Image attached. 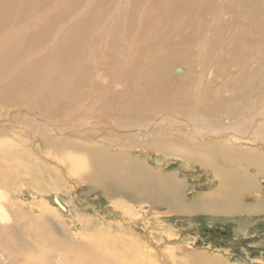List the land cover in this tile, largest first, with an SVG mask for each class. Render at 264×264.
I'll use <instances>...</instances> for the list:
<instances>
[{"label": "rangeland", "instance_id": "374dc122", "mask_svg": "<svg viewBox=\"0 0 264 264\" xmlns=\"http://www.w3.org/2000/svg\"><path fill=\"white\" fill-rule=\"evenodd\" d=\"M28 1L30 2L23 8L22 0H18L15 5L11 0L7 3V7L13 8L14 13L20 17L0 29L1 47L7 43L10 27H20L18 31L23 33V38L25 34L31 35L40 31L41 26H45L49 19L60 20L55 27L57 29L61 25L62 29L68 26L72 29L74 26L87 23L98 5L109 6L117 3L120 9L125 0ZM130 1L124 4L126 9L131 4ZM152 1L143 0L141 5L135 3L137 7H134L136 9L134 13L136 17L139 16L141 23L139 25L138 22V26L133 30V38L135 39L136 34L142 33L141 37L138 36V40L136 39L137 47L127 46L129 39L124 22L120 31L116 33L112 27L115 19L110 18L108 24H93L97 29L96 31L92 29L88 36V52L81 54L77 51L76 55L72 52L75 57L72 61L83 62L81 66L87 67L84 72L90 71V82L85 88L89 95L83 94L81 88L75 86L74 92H61L65 96L63 100L54 98L56 100L52 99V104H49L43 103L40 98L47 97L43 96L46 95V91L42 89V92L35 93L33 87L31 90L26 88L28 82L34 81L31 74L26 76L25 73L28 69H36L31 66L32 59L34 63L37 60H45L47 53L52 49L50 29L47 36L44 34L45 41L34 44L36 49L33 51L26 50L18 54V61L16 57L10 59L13 56L5 62L0 60V130L4 131L2 133L13 135L14 132L11 131L15 130H11L13 125L8 118L11 120L14 118L16 131L29 138L31 142L19 149L21 148V152L23 148L26 149L35 168L32 165L31 168L28 166L27 170L25 168L21 170L33 174L31 179L36 180V185L30 186L25 180L14 184L12 182L14 190L13 188L10 190L13 198L7 194V190H0L4 192L0 195V264H74L64 260L66 255L64 252L68 251V246H72L70 247L72 252H78L89 243L106 244L108 240H112L111 244H114V240L126 244L124 255L127 257L128 254L130 260L135 257L139 263L148 256L157 264H194L187 262L188 260L171 261L170 255L173 252L183 250L193 258L200 259L202 255L213 259L223 257L226 262L221 264H264V176L257 174L253 167H243L242 173L252 179L253 186L234 195L226 194L227 198L229 196L227 199L224 192H220L223 180L207 163L200 159L190 162V159L185 160L160 150H152L148 144L156 135L172 136L171 130H174L181 136L178 140L189 146L199 147L208 143L223 142L226 143V147L240 148L244 151L255 150L264 156V63L259 58L262 53L259 54L258 60L254 50H251L250 55L247 53L248 47L257 40L263 45L264 53V25H260L258 29L252 24L256 17V2L168 0L170 9L168 8L166 18L163 16L166 21L163 20L161 25L157 24L156 29L144 30L143 27L136 33L144 25L145 19L147 22L144 26H150L153 19L157 20V16L160 15L158 9L153 10L157 5L153 3L156 0ZM88 3H92L91 8L94 7L92 11L87 10ZM148 3H153L151 9L147 7ZM126 9L124 11L121 9V17H124ZM176 13L178 16L184 15L183 19L178 21L177 27L174 26L178 19ZM148 30L156 32L153 34ZM46 31L48 30L45 29L44 33ZM67 43L69 44L68 40ZM81 44H78L83 47L80 50L84 51L85 46ZM162 57L169 64L172 76L180 77V80L190 79L188 88H179L170 93L174 103L169 107L178 112L170 114L149 111L150 108L147 107L151 106V103L148 101L149 95L145 94L143 107L134 108L140 113L131 112L134 109L128 107L130 100L127 95H142V88L135 89L124 81L121 74H126L125 68L116 69L114 63L127 60L130 65L140 60L142 66L148 68L151 67L148 65L157 61L159 67ZM115 70L119 71L120 77L116 78L111 74ZM74 72L79 73L76 70ZM76 76L73 73L74 80ZM25 91L30 94L26 99ZM121 96L123 100H120ZM244 96L248 100H244ZM255 96H260V102L253 99L251 105L248 104ZM221 97L225 100L223 103L218 100ZM117 101H125V107H118ZM231 102L238 103L240 108L229 106ZM46 104H49L48 107L43 106ZM24 110L46 122L34 121L41 123L34 126L31 122L33 120L27 116L24 117L29 119L28 122L24 121L25 119L21 118V115L25 114ZM255 115L257 117L253 122H249L250 117ZM47 122L50 124L46 126ZM170 124L173 129L168 128ZM43 125L51 130L54 138L68 141L58 142L61 147L70 149L75 147L81 151L100 145L106 156L111 155L110 158H115V154L128 156L130 161L142 164L147 171L162 176L163 180L166 179L163 191L149 192V189L146 194L138 195L123 190L124 186L113 184L111 180H103L101 186L93 185L90 178H81L76 168L66 163L60 155L56 152L51 153L53 149L48 147L51 145V139L44 138V141L39 139L37 134L42 129L45 131ZM258 126L262 129L259 130ZM110 137L115 141L110 142ZM117 137L121 139L117 140ZM230 137L232 138L229 139ZM130 138L137 140L130 142ZM170 142L172 143L171 140ZM153 156L160 157V162H155ZM19 157L27 160L24 156ZM180 160L187 161L189 166L195 167L196 170L185 169L178 164ZM23 165L27 166L25 162ZM38 176L40 180H37ZM175 180L179 185L174 182ZM156 186L153 184L151 188ZM234 201L240 211L237 208L236 211L233 210L230 202ZM222 208L226 209V213ZM207 233H218L221 242L222 239L228 240V244L219 246L217 242L208 239ZM140 252H146V256L139 254ZM89 261L93 262V259L90 257ZM195 264L203 263L198 261Z\"/></svg>", "mask_w": 264, "mask_h": 264}, {"label": "bare ground", "instance_id": "6f19581e", "mask_svg": "<svg viewBox=\"0 0 264 264\" xmlns=\"http://www.w3.org/2000/svg\"><path fill=\"white\" fill-rule=\"evenodd\" d=\"M9 1L7 0V2L5 3L4 0L3 1L0 0V29L1 28L2 29L5 28L9 24L10 21H13V20L15 21V20H17L20 17L19 14L14 13L13 8H8L7 7V3ZM11 1H12L13 5H15V3L18 0H11ZM109 1L115 2L116 0H109ZM28 2H30V1L22 0V3H21L22 8L24 7L25 4L27 5ZM127 2H129V0L128 1L125 0L120 9H119L120 6H118L119 4H117V3L109 5V6H104V5L100 4V5H98L95 8V10H94L95 13H91L90 19H89V21H87V23L79 24L77 26H74L72 29L69 26L67 28L65 27L64 29H62L63 28L62 25L59 26L58 29H57L55 27H57V25L60 23V20H56L55 21L54 19H49L44 24L45 26H41L40 31L33 32L31 35L25 34L26 36H25V38H23V33L18 31V30H20V27H17V28H11L10 27L9 28V31H10L9 32V36H7L8 37L7 43L5 45H2V47L0 46V57H1L0 60H3L5 62V61H8V60L13 59L14 57H16V61H18V54H20V53L22 54L23 51L25 52L26 50L33 51L34 49H36V45H34V44L44 42L45 41L44 37L48 35L49 29H50V31H51L50 34L52 36V39H51L52 40L51 41L52 49H50V51L47 53V58L45 60L44 59H42V60L34 59V60L38 61V62L36 61V63H34V61L32 59L33 64H31V66L35 67L36 69H34V68H33V70L32 69H28V70L25 71V73H26V76L28 74H31L33 76V80L34 81L32 80L33 82L29 83L28 81H31V80H27L28 83L26 85V88L28 87V89L31 90L32 87H33L34 90H35V93H37L36 91L42 92L41 91L42 89H43V91H46L45 92L46 95L43 94V96L44 97L47 96V97L46 98L40 97V98L42 99L43 103H48L49 102V104L52 102V99H54V98H57V100H63V96L64 95H62L61 92H63V91L64 92H67V91L68 92L69 91L74 92L76 87L81 88L83 94H87L86 93L87 90L85 88H87V85L90 82V79H89L90 78L89 77L90 71L88 70V72L85 73L84 71H85V69L87 67L81 66L83 64V62H80L78 60H76V61L75 60L72 61V60L75 58V57H73L74 56L73 54L76 55L77 51H78L77 53H81V54H84V53L89 51L88 50L89 47L87 48L88 36H90V33H91L90 31L92 29L95 30V31L97 29V28H95L93 26V24H96V23H99V24L107 23L110 20V18L115 19L113 21L114 26H112V27H114L115 30L117 31L116 33H118L120 31V27H122V24L124 22L125 28H126L125 30H126V33H127V37L129 39L127 46L135 48V47L138 46L137 43H136V39L138 40V36L141 37L142 33H139V32L143 29V27H144V30H147V29H150V28H155L156 29V28H158L157 24L161 25L163 20L166 21L165 19H163V16H164V18H166V14L168 13V8L170 6L169 5L170 1H168V0H164V2H163V0L154 1L153 3L157 4V5H156V8H154L153 10H157L158 9L157 11L160 13V15L157 16V20H155L156 18L153 19L152 24H150V26L149 25L144 26L146 24V22H147V19H145V21H143L144 25L142 24L143 26H141V27L139 26L140 29L138 30V32H136V33H139V34H136V37L134 39L132 32L138 26L137 23L139 22V16L136 17L135 13H134V10H136L135 8L137 7V6H135V3L136 4L140 3V5H141L143 0H131L130 1L131 4L129 5V7L126 5L128 7V9H126L124 4L127 3ZM161 2H163V4ZM252 2L253 3L256 2V9H257L256 10V15H255L256 17L254 19L252 18L253 19L252 20V24H253V26L255 25V28H258V27H261L260 25H262V24L264 25V17L261 16L262 11H264V5L262 6V3L264 4V0H252ZM153 3H151V4L148 3L149 5L147 7L150 8V6ZM91 4L88 3V6L86 7L88 11H92L93 8H94V7L91 8ZM174 5L175 4L172 2V6H174ZM176 5H178V4H176ZM10 6H11V4H10ZM172 6H171V8H172ZM122 8H123V11L126 9L124 17H121V9ZM129 8H130V10H129ZM177 9L178 8H176V10ZM178 12H179V10H178ZM118 13H120V14H118ZM196 13H197V11H196ZM115 14H118V15H115ZM176 15H177L178 19L175 18V19H177V21H175L176 25H174V26L177 27L178 26V21L182 20L184 15L182 14V15L178 16L179 15L178 13H176ZM262 15H264V14H262ZM63 21H65V20L63 19ZM148 22L151 23V21H148ZM140 23L141 22H139L138 24L140 25ZM107 24H106V26H107ZM180 27H181V24L179 25V28ZM54 28H55V30H53ZM45 29L48 30V31H46L44 33ZM239 29H240V31H242L241 28H239ZM4 32H5V30H4ZM148 32L149 33H153V32H156V31L148 30ZM6 34H8V33H6ZM44 34H45V36H44ZM107 35H108V33H107ZM149 36H151V34ZM54 39H55V42H54ZM66 39L69 41V44L67 43ZM79 43L80 44L83 43L84 46L87 49L84 47V51H81L82 50L81 48H83V47L82 46L80 47L78 45ZM138 43H139V41H138ZM62 47H63V49H62ZM251 50L255 51L254 54L256 53L257 60H258L259 54L262 53V56L259 57V58H261L262 62L264 63V53L262 52L263 45H260L258 40L255 41V43H253L252 46L248 47L247 53L249 55L251 53ZM72 52H73V54H72ZM178 52H177V54H178ZM86 55H88V54H86ZM11 56H13V57L10 58ZM89 56H91V55L89 54ZM136 57H137V55H136ZM136 57H135V59H136ZM166 59H167V57H166ZM80 60H82V59H80ZM156 62L154 64L148 65V66H151V67H148V68H146V66H142L140 60H138V61H136L134 63L132 62L130 65H128L127 60H124V61L119 60V61H116L114 63V66H115L116 69L125 68L126 74H123V73L121 74L122 78L125 79L124 81L128 82L130 84V86H133L135 89L136 88H142L141 89V94L142 95H140V94L133 95V96L130 95V94L127 95L129 97V100H130L129 104H128V107L130 106L133 109L134 108L143 107L144 94H145V95H149L148 101L151 103V106L147 107V108H150L149 111H151V112L153 111L154 113H156L158 111L159 112L161 111L160 113H164V112H168V113H170V112H178V111L173 110V109H171L169 107L170 104L174 103V101L171 99V95L172 94H170V93L173 92V90L175 91V90H177L179 88H183V87H187L188 88V86H190V84H189L190 83V79L186 78V79L180 80V77L172 76L171 73L169 72L170 71V66H169V64H167L165 62L164 57H162V59L159 61V67H158V63H156ZM148 64H150V63L148 62ZM80 67L82 69H80ZM75 70L78 71L79 73L77 74L76 72H74ZM73 73L77 75L76 78H75L77 81L74 80V78L72 77ZM111 74L114 77H116V78L120 77V73H119L118 70H115L114 72H111ZM26 76H23V77L25 78ZM129 84H127V85H129ZM196 84H198V83L196 82L195 85ZM199 85H201V84H199ZM18 92H20V91L18 90ZM24 94L26 95V96H24V99H26V97L28 96L29 92L25 91ZM47 94H49V95H47ZM112 94L115 96L114 93H112ZM121 94H123V93H121ZM87 95H89V94H87ZM29 96H30V94H29ZM141 96H143V97H141ZM169 96H170V98H169ZM67 97H69V96H67ZM200 98L201 97L199 96L198 99H200ZM85 99H87V98H85ZM233 99H235V97H233ZM245 99L246 98L244 96V100ZM253 99H255V102L257 100H259L258 102H260V96H257V97L255 96V97H253V98H251L249 100L248 104L250 102L254 101ZM54 100H56V99H54ZM110 100H112L111 97H110ZM120 100H123L122 96H121ZM218 100L222 101V103L225 101L223 97L219 98ZM246 100H248V99H246ZM49 104H46V105H43V106L44 107H46V106L48 107ZM124 104H125V101H122V102L121 101L120 102L117 101L118 107H125ZM250 105H251V103H250ZM229 106H234V107L240 108V105L238 103L237 104H233L231 102V104H229ZM124 109H126V108H124ZM251 110H253V109H251ZM125 111H127V110H125ZM130 111L131 110H129L128 113H130ZM134 111L136 112L137 109H134L131 112H134ZM18 112H21V111L18 110ZM23 112L25 114L21 115V118H23V120H24L25 119L24 116L29 117L30 119L33 120L31 122H32V124L34 126H38V125L41 124V123H37V122H34V121L46 122L44 119H40L38 117H33L30 112H27V110H24ZM223 112H225V111H223ZM53 113H55V112H53ZM137 113H140V111H137ZM146 113L147 112H145V114ZM170 114H168V115H170ZM27 117L24 120L26 122H28V120H29V119H27ZM255 117H257V115L250 117V121L249 122H253V119ZM64 118H65V115H64ZM8 119H10V123L13 125V128L11 130L14 129L15 131H11V132H14V134L10 135V134H6V133H2L4 131L0 130V150H2V153H0V190H2V191L3 190H7L8 191L7 194L12 197L13 196L12 195V191L10 190L12 188L14 190V186L11 185L12 182H13L12 184H14V183L20 182L21 180H25L27 182L28 186H30L31 184L36 185L35 184L36 180L34 181V180L31 179L33 174L31 175L28 172H25L24 170H21V168H25L27 170L28 166L31 168L32 165H34V168H35V164H33L32 160H31V155L28 152H26V149H24V148L22 149L23 154L20 151L22 147H25V144H29L28 142H31V141H29V138L26 135H22V133L16 131L17 129L15 128V125H14V123H16V122L14 121L15 120L14 118H12V120H11V118H8ZM20 121H21V119H20ZM201 121H203V120H201ZM69 122H71V119H69ZM45 124L47 126V124H50V123L47 122ZM158 125L160 126L161 123L158 124ZM43 128L45 129V131L42 129V131L40 133H38L37 136H39V139L40 140L42 139L43 141L46 138L52 140V141L50 140V144L51 145L48 146L49 149H53V152H51V153L56 152L58 155H60L65 160L66 163H68L72 167L76 168L78 173L81 174V178L82 177L83 178H90L92 183H93V185H96V186L100 185L101 186L103 180H111V182L113 181V184H116V185L121 184V185H119L121 187L124 186L123 190H128V191L133 192V193L138 194V195H142L143 193L148 192L149 189H150L149 192H151V191L157 192V190L158 191H163V184L165 183L166 179L163 180V178H161L162 176H160L158 174H152L151 172L147 171L143 167L142 164L130 161V158H128V156H125V155L121 156V154H120V156H117V154H115L116 155L115 158H110L111 155L109 157L106 156L103 153V152H105V150L102 149V147H100V145L97 146L96 148L95 147L94 148H92V147L88 148L87 147L88 149L84 148L81 151L76 149L75 147L73 149H70L69 147L65 148V146L61 147L60 143H63V141H67V140H63L62 141L59 138L56 139L50 133L51 130H48L45 127V125H43ZM168 128L173 129L172 124L168 125ZM258 128H259V130L262 129L261 126H258ZM171 131H173V134L171 132L172 136H167L168 134H166V136H165L163 134L162 136H157L156 135L154 138H151L150 142L148 143L150 145L149 146L150 149H152V150H160V151H163V152L168 153L170 155H174V156H178V157L184 158L185 160L190 159L189 160L190 162H191V160L195 161V160H199L200 159L202 162H205V164L207 163L208 166H210L212 168V170H214L215 174L218 175L219 177H221V179L223 180V184L221 185L222 186V190L221 189H219V190H221L220 192H224L225 195L227 194V195L230 196L231 193H233V195H234L237 192L243 191V189L252 188L253 181H252L251 178L246 177L245 174L242 173L241 170H243L242 169L243 167H247V168L253 167L254 171L257 174H261V175L264 176V156H261L260 153H258V151L250 150V149L244 151V150H242L240 148L226 147V143H223V142L208 143V144H204V145L199 146V147H197L198 145L189 146V145H186L185 143H183L181 140H178V138L181 139V136H179L180 134L178 135L174 130H171ZM236 131H235L234 134H236ZM255 135H257V134H255ZM227 137H229V136L227 135ZM13 138L16 139V140H14ZM222 138H223V136H222ZM231 138L232 137H230L229 139H231ZM116 139L120 140L121 137H117ZM173 139H176V140H173ZM128 140H126V141H128ZM136 140H137L136 138H130V142L131 141L135 142ZM166 140H169V141H166ZM170 140L172 141V143L170 142ZM183 140H187V139H183ZM113 141H115V140L110 137V142H113ZM58 142H60V143H58ZM105 143H106V141H105ZM19 147H21V148L19 149ZM125 154H126V152H125ZM19 155L20 156H24L27 160L24 161L22 159V157L21 158L19 157ZM214 157H216L217 160ZM156 158H157L156 162L159 163L160 162V158L157 157V156H156ZM24 162L26 163L27 166L23 165ZM180 163H181V166L185 167V169L186 168L187 169H191V166H189V163L187 161H183V160L181 161L180 160ZM36 164L38 165V163H36ZM130 166H132V167H130ZM14 169H16V170H14ZM26 176H27V179H26ZM37 180H40L39 176H38ZM174 182L176 184L178 183V181H176V180ZM37 184H38V182H37ZM153 184L157 185L158 187L156 186V187L151 188L153 186ZM177 185H179V184H177ZM125 187H126V189H125ZM177 187L178 186H176V188ZM167 188H169V187L167 186ZM177 189H179V188H177ZM2 191H0V195L2 193L4 194V192H2ZM18 195H20V194H18ZM155 195H157V194H155ZM227 195H226V198H227ZM173 196H174V194L172 195V197ZM229 196H228V198H229ZM235 196L233 197L234 199H236ZM237 196H238V194H237ZM218 198H220V196ZM230 201H232V200H230ZM225 202L228 203L227 200ZM237 202H239V201H237ZM230 204L232 205L233 210L236 211V208H237L236 202L235 201L234 202H230ZM19 207H21V206H19ZM219 208H221V207H219ZM237 209H239V208H237ZM225 210L226 209L222 208V211L225 212ZM228 210H230V209H228ZM256 210H257V207H256ZM230 211L232 212V210H230ZM239 211H240V209H239ZM2 214H4V213H2ZM22 215H24V214H22ZM24 217H25V215H24ZM28 219L31 220L30 218H28ZM36 219L37 218H35V220ZM32 222H34V221H32ZM38 222H40L39 218H38ZM38 222H37V224H38ZM43 224H45V223H43ZM41 225H42V223H41ZM41 225H40V227L42 229ZM43 230H45V229H43ZM111 241L108 240V242L106 244H100V243L99 244H92V243H89L88 245H86V247L88 246L87 248L84 246L85 248L83 247V249L81 251H78V252H72V249L70 248L72 246H70V247L66 246L68 248L67 249L68 251L64 252L66 254L65 257H64L65 258L64 260H65V262H67V260H69L70 262H73L74 264H104V260H105V264H157V263H155L154 260H151L150 258H148V256H147V258L144 257V260L143 261L141 260L142 262H140V263L138 261H136L135 257H133L130 260L129 257H128V254H127V257L124 255V251H126L127 245L123 244V243H120L121 241L117 242L116 240L113 241L114 244H111L112 243ZM86 244H87V242H86ZM113 245H115V246H113ZM90 250L92 252H94V254L92 252H90ZM61 251H62V249H61ZM115 252H116V254H115ZM139 254L145 255L146 252H140ZM216 256H218V255H216ZM90 257L93 259V262L89 261ZM170 259H171V261L173 260L175 262H179L181 260L182 261L188 260L187 262L194 263V264L196 262H198V261L203 263V264H221V262H224V263L226 262V260L223 257H216V259H213V258H210V257L205 258L202 255V257L200 259L199 258H193V256H189L187 253L183 252V250L182 251H178V252L176 251L175 253L173 252V254L170 255ZM170 259H168V261ZM214 262H216V263H214ZM30 263H32V262L30 261Z\"/></svg>", "mask_w": 264, "mask_h": 264}, {"label": "flooded vegetation", "instance_id": "af4514ba", "mask_svg": "<svg viewBox=\"0 0 264 264\" xmlns=\"http://www.w3.org/2000/svg\"><path fill=\"white\" fill-rule=\"evenodd\" d=\"M207 234L209 235L207 236L208 239H212L213 241L217 242L219 246H226L228 244V240L222 239V242H221V238L218 233H213V234L207 233Z\"/></svg>", "mask_w": 264, "mask_h": 264}, {"label": "water", "instance_id": "95a60500", "mask_svg": "<svg viewBox=\"0 0 264 264\" xmlns=\"http://www.w3.org/2000/svg\"><path fill=\"white\" fill-rule=\"evenodd\" d=\"M160 158V157H159ZM153 159H154V161L156 162L157 161V158L155 157V156H153ZM178 164H181V163H178ZM191 169H194V170H196V168L195 167H192ZM223 235H226V233H223Z\"/></svg>", "mask_w": 264, "mask_h": 264}]
</instances>
